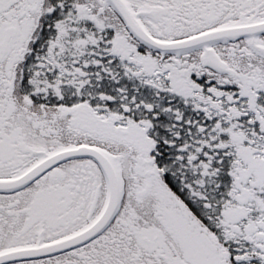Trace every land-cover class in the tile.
Listing matches in <instances>:
<instances>
[{"label":"snow or ice","instance_id":"obj_1","mask_svg":"<svg viewBox=\"0 0 264 264\" xmlns=\"http://www.w3.org/2000/svg\"><path fill=\"white\" fill-rule=\"evenodd\" d=\"M0 264H264V0H0Z\"/></svg>","mask_w":264,"mask_h":264}]
</instances>
